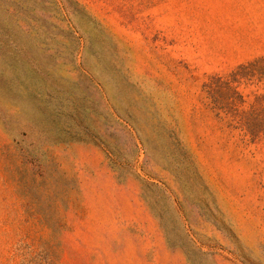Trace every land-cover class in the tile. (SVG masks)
<instances>
[{"label":"rangeland","instance_id":"374dc122","mask_svg":"<svg viewBox=\"0 0 264 264\" xmlns=\"http://www.w3.org/2000/svg\"><path fill=\"white\" fill-rule=\"evenodd\" d=\"M260 58L264 0H0V264H264Z\"/></svg>","mask_w":264,"mask_h":264},{"label":"trees","instance_id":"16d2710c","mask_svg":"<svg viewBox=\"0 0 264 264\" xmlns=\"http://www.w3.org/2000/svg\"><path fill=\"white\" fill-rule=\"evenodd\" d=\"M259 61L264 62V58L258 59ZM238 73L230 76L227 79L223 77H213L210 83H205L203 88L207 91L208 94H211L213 97V108L216 110V116L220 119H223L222 113H225L226 107L224 106V100L230 91V99L237 97L238 91L233 87L232 83L237 81ZM264 97V95H263ZM229 98V96H228ZM233 128H239L243 131V136H249L252 138V141H255L258 138L264 137V108L262 110V115L259 120V123L255 121L244 120L243 122L236 121L235 124H229Z\"/></svg>","mask_w":264,"mask_h":264}]
</instances>
